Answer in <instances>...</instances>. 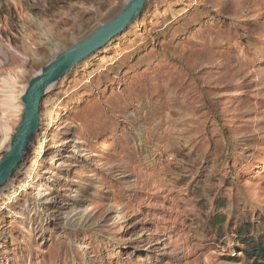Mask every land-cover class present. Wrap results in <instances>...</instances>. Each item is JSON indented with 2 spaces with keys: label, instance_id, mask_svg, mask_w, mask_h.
<instances>
[{
  "label": "rangeland",
  "instance_id": "374dc122",
  "mask_svg": "<svg viewBox=\"0 0 264 264\" xmlns=\"http://www.w3.org/2000/svg\"><path fill=\"white\" fill-rule=\"evenodd\" d=\"M127 2L0 0V160L29 82ZM142 20L47 94L35 179L0 194V264H254L236 231L264 235V0Z\"/></svg>",
  "mask_w": 264,
  "mask_h": 264
},
{
  "label": "water",
  "instance_id": "95a60500",
  "mask_svg": "<svg viewBox=\"0 0 264 264\" xmlns=\"http://www.w3.org/2000/svg\"><path fill=\"white\" fill-rule=\"evenodd\" d=\"M154 0H128L113 20L97 28L91 35L58 54L28 84L22 96V120L11 139L10 148L1 155L0 191L13 180L26 159L34 137L41 127V112L48 88L58 84L75 68L96 55L106 45L123 34L138 19L148 3Z\"/></svg>",
  "mask_w": 264,
  "mask_h": 264
},
{
  "label": "bare ground",
  "instance_id": "6f19581e",
  "mask_svg": "<svg viewBox=\"0 0 264 264\" xmlns=\"http://www.w3.org/2000/svg\"><path fill=\"white\" fill-rule=\"evenodd\" d=\"M142 15H143V13H141V15L138 17V19L135 21V23L132 25V27L131 28H129L130 30L129 31H127V32H129L130 34H133V32L137 29V28H139L140 26H141V24L143 23V20H142ZM126 32V31H125ZM128 34V33H127ZM111 43V42H110ZM109 43V44H110ZM108 44V45H109ZM107 46V45H106ZM105 46V47H106ZM104 47V48H105ZM103 48V49H104ZM106 49V48H105ZM101 51V50H100ZM99 51V52H100ZM98 52V54L96 55V56H94L93 57V59L94 60H98L99 62H104L106 59V54H108L105 50H104V52L103 53H99ZM91 58V57H90ZM92 61V60H91ZM88 64V63H87ZM87 66V65H86ZM99 71V70H98ZM97 72V71H96ZM55 86L56 85H52L51 87H49L48 88V91H47V94L51 91V90H53V88H55ZM22 93V92H21ZM25 93V92H24ZM24 93H22V95H21V98H22V96L24 95ZM53 95V94H52ZM50 104V103H49ZM24 107V106H23ZM54 107V106H53ZM52 107V108H53ZM58 108V107H57ZM55 109V108H54ZM49 112V111H48ZM54 112V111H53ZM52 113V112H51ZM50 112H49V119H48V122L47 123H44V120L42 119V114H41V127H40V130H39V132L36 134V141L34 140L33 142H32V145L31 146H33L36 150H37V152H38V155H40V157H41V155H42V151H44L45 149H47L46 147H47V137H48V135H49V133H50V130L53 128V126H54V124L53 123H55L54 121L55 120H53L52 121V119H51V121H50V118H52L51 117V114ZM53 114V113H52ZM47 115V114H46ZM70 123V122H69ZM70 124H72V123H70ZM70 124H67V125H70ZM67 127V126H66ZM64 143V142H63ZM48 144H50L49 142H48ZM67 143H65V144H63V145H66ZM49 148V147H48ZM44 157V156H43ZM41 162V161H40ZM39 164V163H38ZM34 165L36 166L37 164H35V162H34ZM23 169L24 168H21L20 170H19V172H18V176H22L24 179H27L28 180V182L29 181H32V180H34L35 179V176H34V172H35V168H32V169H30V170H26L25 172H23ZM49 171V170H48ZM41 182V181H40ZM23 184H27V183H23ZM28 186V185H27ZM5 191L3 192V190H1L0 191V194H4V196L6 197V199L9 201V202H11V201H13L15 198H16V196H18L19 195V193H20V190H19V187H18V184H16L15 183V181L14 180H12L6 187H5V189H4ZM1 197V196H0ZM4 198V197H3ZM8 203L6 202L4 205H7ZM1 208H5L4 206H0Z\"/></svg>",
  "mask_w": 264,
  "mask_h": 264
},
{
  "label": "trees",
  "instance_id": "16d2710c",
  "mask_svg": "<svg viewBox=\"0 0 264 264\" xmlns=\"http://www.w3.org/2000/svg\"><path fill=\"white\" fill-rule=\"evenodd\" d=\"M251 224H244L236 231L244 246V255L254 264H264V235H252Z\"/></svg>",
  "mask_w": 264,
  "mask_h": 264
}]
</instances>
